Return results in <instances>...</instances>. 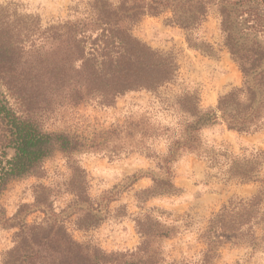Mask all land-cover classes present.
I'll return each instance as SVG.
<instances>
[{"label":"rangeland","instance_id":"obj_1","mask_svg":"<svg viewBox=\"0 0 264 264\" xmlns=\"http://www.w3.org/2000/svg\"><path fill=\"white\" fill-rule=\"evenodd\" d=\"M93 1L0 0V26L9 27L20 43L24 72L31 62L43 68L48 26L90 17ZM235 8L234 31L240 42L264 46V0ZM172 17L171 10L146 15L132 32L177 60L174 81L156 92H126L111 106L74 105L61 98L32 112L44 130L80 134L94 147L58 152L34 173L10 183L0 196L5 208L0 264H78L62 259L66 239L80 244L100 264H109L111 253L121 264L137 255L153 264H201L207 249L202 235L209 220L231 198L259 191L262 183L246 182L239 175L254 174L249 170H256L255 160H261L258 173L264 177L259 154L264 153V129L240 133L219 119L195 133L196 149L179 147L188 140L193 121L182 108L184 95L197 97L203 110L216 109L221 96L243 86L244 74L224 45L217 7L192 31L194 39L212 46L211 52L191 46L187 31L172 23ZM6 90L0 79V91ZM169 177L175 186L172 193L150 190L153 178ZM160 232L168 235L156 236ZM39 241L44 245L39 247ZM37 248L38 257H25L28 249ZM213 264H264V244L222 245Z\"/></svg>","mask_w":264,"mask_h":264},{"label":"trees","instance_id":"obj_2","mask_svg":"<svg viewBox=\"0 0 264 264\" xmlns=\"http://www.w3.org/2000/svg\"><path fill=\"white\" fill-rule=\"evenodd\" d=\"M253 1L94 0L90 3V17L68 18L48 26L45 64L39 69L35 62H31L27 72L23 71L21 45L11 37L13 31L0 26V79L7 89L6 92L0 91V196L10 183L34 173L44 160L56 153H72L94 147L80 134L44 130L32 115L34 110L55 104L61 98L74 105L92 102L111 106L118 96L126 92H156L176 79L179 70L177 60L154 49L132 32L133 25L146 15L171 10L173 17L170 21L187 31L189 44L211 52L208 49L212 46L198 42L193 38L192 31L205 20L211 7H217L224 45L244 74L243 86L221 96L216 109L203 110L197 97L184 95L182 108L193 117V121L188 124V140L180 148L196 149L199 137L195 133L219 119L229 129L240 133H255L264 129V46L240 42L234 31L235 7H245ZM247 12L250 11L243 13ZM26 74L28 77L22 78ZM22 107L25 112L20 110ZM259 154L264 158L263 152ZM255 163L256 170L254 167L249 170L254 174L239 176L246 182L262 183L261 188L250 197L231 198L209 220L202 235L207 249L201 264H213L220 246L225 244H248L253 248L264 244V177L258 173L262 161L255 160ZM153 181L154 186L150 190L155 194L172 193V188H175L170 177L153 178ZM3 218L5 208L0 204V221ZM59 228L65 237V228ZM258 229L263 231L261 236ZM141 235L147 234L141 231ZM167 235L160 232L156 236ZM37 243L39 247L44 245L42 241ZM61 244L64 246L61 251H65L61 253L62 259L67 261L72 258L78 260V264H100L80 244L69 239ZM70 245H75L76 251ZM39 250L28 249L24 255L38 257ZM114 255L108 254L109 260L106 259L109 264H121L113 259ZM123 264L153 263L144 255H137Z\"/></svg>","mask_w":264,"mask_h":264}]
</instances>
